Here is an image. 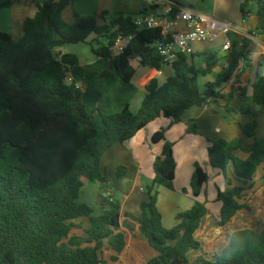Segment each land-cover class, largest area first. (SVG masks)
Masks as SVG:
<instances>
[{
	"label": "trees",
	"instance_id": "obj_1",
	"mask_svg": "<svg viewBox=\"0 0 264 264\" xmlns=\"http://www.w3.org/2000/svg\"><path fill=\"white\" fill-rule=\"evenodd\" d=\"M74 0H40L33 18L26 19L18 40L0 32V264H107L102 259L105 244L114 252L117 262L126 247L122 227L127 220L153 249L156 256L148 264H191L188 254L201 248L195 238L201 221L208 215L205 186L208 173L195 164L190 191L193 204L176 216L177 224L163 226L157 203L159 190L173 191L176 161L173 143L167 141L169 128L182 123L192 107L209 106L224 101L227 113L233 110V89L245 69L230 63L211 83L199 89V77L212 73L217 60L207 58L196 68L194 57L180 56L171 65L173 74L163 84L151 80L136 114L124 107L116 114L98 112L102 127L97 129L94 118L86 109L83 90L65 79L73 73L87 79L115 76L125 84L131 82L134 60L143 67L160 72L162 63L153 45L160 38L159 30H139L132 16H118L103 24L106 14L99 17H75L73 23L63 21L62 12ZM240 6L243 18L252 14L249 3ZM14 0H0V11L9 9ZM145 10L143 7L142 13ZM94 34L106 40L105 46L91 52L108 61L109 70L101 73L79 66L71 54L58 58L55 51L67 45L85 44ZM131 37L124 52L113 57L110 48L119 37ZM245 47V46H244ZM235 79L231 91L225 87ZM240 89V88H239ZM253 106L264 107V77L251 86ZM239 97H245L241 88ZM239 113H252V105L244 104ZM159 118L170 122L150 139L151 145L162 144L153 162V178L145 188V199L139 215L122 213V204L103 199L107 209L94 215L91 208L78 203L83 180L107 185L101 168L103 156L115 145L132 140ZM257 123L240 126L247 137L255 136ZM197 134L196 128L191 129ZM247 154L240 159L235 152ZM207 161L220 172L224 187L215 186V201L220 204L217 225L224 227L238 212L249 211L248 199L256 191L254 178L264 164V140H255L245 150L240 139L218 140L207 148ZM127 174L120 166L117 179ZM264 180V178H261ZM264 204V201H263ZM87 219L89 228L84 237H70L73 221ZM196 264H264V229L236 231L213 260L199 258Z\"/></svg>",
	"mask_w": 264,
	"mask_h": 264
},
{
	"label": "crops",
	"instance_id": "obj_2",
	"mask_svg": "<svg viewBox=\"0 0 264 264\" xmlns=\"http://www.w3.org/2000/svg\"><path fill=\"white\" fill-rule=\"evenodd\" d=\"M52 1L57 2V0ZM179 1L182 5L198 13L229 22L247 33H256V36L250 39L237 35H229L228 39L231 42V47L228 52L222 50V46L226 40L224 37L218 38L212 44H196L194 46L193 62L196 58H200V67L204 66L207 58H216L217 63L211 74L216 73V76L219 75L225 63H238L239 72L242 69L245 70L233 89V100L229 104V107L233 110L232 113H227L222 108L224 105V101L222 100L211 102L209 106L192 107L183 115L182 123L169 128L166 133L167 141L174 145L173 154L176 161L175 178L173 181V191L167 189L159 190L157 208L161 214L163 226L165 225L164 220L170 222V219H172L174 223H169L168 226L173 227L177 224L176 216L190 209L193 204L190 194L182 197L180 193L182 190L189 193L190 179L195 164H199L208 173L209 181L213 179L215 184L214 190L215 186L221 189L224 187L220 172L211 168L207 161V148L211 142L218 140L229 141L238 138L241 140L243 148L249 150L255 140H264V107L253 106L251 100V86L259 77H264V0L250 1L249 9L252 11V14L246 18H243L240 11V6L244 0ZM36 3L37 0H14L13 5L9 9L0 11V32L9 34L15 41L18 40L22 35L24 21L33 18L38 11ZM144 6L145 10L143 13L146 11L150 12L146 6V0H74L62 12V18L66 23L71 24L74 22L76 16L99 17L101 14H106L107 16L102 23L108 24L113 18L118 16H132L133 18L139 16L142 14ZM100 40L102 38L91 34L85 44L91 45L96 42L98 47ZM55 53L74 55L78 59L79 66L91 72L99 74L109 70L108 61L96 57L93 53L90 58H84L83 55L75 51H69L68 46L57 49ZM131 66L134 69V76L128 84L122 83L115 76L114 72H111L112 76L107 78L96 76L90 79L71 73L74 82L83 90V103L88 112L93 116L94 125L97 129L102 127L98 112L111 115L120 112L124 107L128 106L130 111L136 114L146 94V85L153 79L157 80L159 85L165 82L164 80L161 83L156 75L151 72V70L155 69L143 67L136 61L135 64L131 62ZM165 67L169 69L168 79L172 76L173 71L170 66H163L162 69ZM211 74L208 76H211ZM216 76L207 81L206 84L213 82ZM235 81L233 79L225 87L226 92L231 91V86ZM239 88H246L245 97H239ZM244 104L252 105V113H239L240 107ZM160 119L163 118H159L149 124L132 140L123 145H115L103 156L101 168L105 176L107 171L110 170L114 172V177L119 182L116 185H112L107 180V185H101L99 192L103 195H99V203H101L102 207L100 208L95 203L96 192H92V199L90 200L83 197L81 194L82 189L79 194L78 203L85 204L93 210L94 215H99L107 209L106 201L103 200L104 198L116 200L122 204V213H128L136 217L139 215V205L145 199L142 179L145 178L147 181L144 183L145 187L152 180L153 162L156 156L160 154L162 147V144L151 145L150 139L161 128H167L170 125L168 120L164 119V122L158 121ZM252 122L257 123L254 138L245 136L240 129V126H246ZM192 128H196L197 134L191 131ZM235 155L240 159L247 157V154L239 151L235 152ZM120 165L127 167L128 171L123 178L117 179L115 170ZM208 169H211L212 175ZM261 178H264V164L259 168L254 178L256 191L248 202L251 212L252 203L260 205L264 201V180H261ZM119 194L122 195L123 201L116 198ZM244 212L248 211L238 212L224 227H219L215 222V216H210L208 213L201 221L200 227L195 233V238L200 242L201 248L198 251L189 252L188 259L190 263L196 264L199 258L213 260L214 256L218 255L226 247L230 236L236 231L249 229L254 232H261L264 229V225L260 228L257 226V220H255L254 225L251 227L243 228V221L236 219V217L242 216L240 214ZM127 222L130 227L121 228L125 232L126 247L120 254L118 261H111L114 252L107 244L103 247L102 259L107 264H148L156 256V253L148 246L136 228H134L133 221L127 220ZM73 225L74 228L71 230L69 238L84 237V232L89 228L88 220L84 218L78 219L73 221ZM206 249L207 251L210 249L216 250L212 253V259H208L205 256Z\"/></svg>",
	"mask_w": 264,
	"mask_h": 264
},
{
	"label": "built area",
	"instance_id": "obj_3",
	"mask_svg": "<svg viewBox=\"0 0 264 264\" xmlns=\"http://www.w3.org/2000/svg\"><path fill=\"white\" fill-rule=\"evenodd\" d=\"M38 2L40 0H37ZM145 13L133 18V25L139 30H159L160 38L153 45L165 66L171 65L180 56L190 57L194 54V44H211L218 38H226L222 50L228 52L231 42L229 35L253 39L256 33H247L237 26L201 14L182 5L179 0H146ZM131 37L119 36L110 48L113 57L122 54ZM60 58L63 54H58ZM229 63H225L222 72L227 71ZM67 84L74 80L71 74L65 79Z\"/></svg>",
	"mask_w": 264,
	"mask_h": 264
},
{
	"label": "rangeland",
	"instance_id": "obj_4",
	"mask_svg": "<svg viewBox=\"0 0 264 264\" xmlns=\"http://www.w3.org/2000/svg\"><path fill=\"white\" fill-rule=\"evenodd\" d=\"M63 19V18H62ZM64 21V19H63ZM65 22V21H64ZM209 44V43H207ZM212 44V43H211ZM99 46H104L106 45V41L104 39L100 40L99 43H98ZM196 44L193 45V49H194V46ZM68 46V50L69 51H75L77 52L78 54H81L84 56V58H90L92 56V52H91V48H97V44L96 42H94L93 44H77V45H67ZM133 64H135V60L132 62ZM201 65V60L200 58H196L195 61H194V66L196 68H199ZM146 68H149V67H146ZM147 70V69H145ZM148 70H151V69H148ZM151 72H153V74L156 75V77L158 78V80L161 81V83H163L162 81H166L167 77H168V74H169V69L168 68H163L162 71L158 72V71H155V70H151ZM216 76V73H213L211 74V76H207V77H199V89L201 92L204 91V86L206 85V82L211 80L212 78H214ZM205 84V85H204ZM258 110V108H257ZM158 121H163L164 122V119H160ZM121 166V165H120ZM120 166H117L120 167ZM124 167V166H123ZM116 168V170H117ZM126 170L128 169L127 167H125ZM115 170V171H116ZM128 171V170H127ZM209 173L212 175L211 173V169H208ZM106 179L109 181V183H111L112 185H116L117 182H119V180H116V178L114 177V172L112 171H107L106 173ZM147 182L145 178L142 179V186H143V189L145 190V186H144V183ZM214 181L213 179L211 181L208 182L206 188H205V192H206V195H207V198H208V205H207V208H208V213L210 216H215V222L217 223V212L219 211L220 209V204L218 202L215 201V190H214ZM222 187V186H220ZM101 188V185H95V184H92L90 183L89 181L87 180H83V187H82V191H81V194L83 195V197H86L87 199H92V192H96L97 193V196H96V205L99 206L100 208L102 207L101 203H99V195H103L102 193L99 192V189ZM254 194V193H253ZM253 194L251 195V197L248 199V202L249 200L252 198ZM180 195L183 197L184 195H182L180 193ZM180 197V196H179ZM117 199L123 201V198H122V195L119 194V196L116 197ZM185 200V199H183ZM247 202V204H248ZM251 207H252V212H251V209H249L250 211L248 212H244L240 215L242 216H237L236 219H239L241 221H243V224L242 227L245 228V227H251L252 225H254V222L255 220H257L256 222L257 223V226H259V228L261 226L264 225V206L263 204H255V203H252L251 204ZM167 218V217H166ZM169 223H174V221L172 219H170V222H167V220H164V226L168 229H171L173 226H168ZM205 249V248H204ZM217 249V248H216ZM216 250L213 251V249L211 250H208L206 249V254L205 256H207L208 259H212L213 258V255L212 253L215 252Z\"/></svg>",
	"mask_w": 264,
	"mask_h": 264
}]
</instances>
